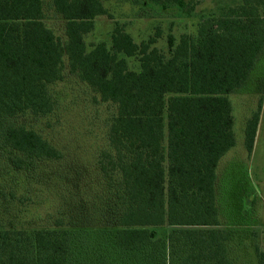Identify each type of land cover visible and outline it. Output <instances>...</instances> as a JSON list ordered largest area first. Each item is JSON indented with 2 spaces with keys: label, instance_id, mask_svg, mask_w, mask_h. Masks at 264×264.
Here are the masks:
<instances>
[{
  "label": "trees",
  "instance_id": "1",
  "mask_svg": "<svg viewBox=\"0 0 264 264\" xmlns=\"http://www.w3.org/2000/svg\"><path fill=\"white\" fill-rule=\"evenodd\" d=\"M150 1L186 14L199 2ZM49 8L62 37L45 24ZM49 8L44 0H0V169L39 184L41 166H60L61 148L20 119L51 115V86L67 75L114 114L95 181L77 189L67 171L48 228L0 227V264H264V251L246 245L255 242L254 220L228 207L222 175L236 145L230 95L258 98L243 130L248 155L254 146L264 0L202 15L195 37L175 43L169 34L167 58L153 46L159 31L136 44L117 23L109 45L88 48L95 19L111 18L102 0H50ZM136 55L139 71H131L125 58ZM162 227L171 229L156 237Z\"/></svg>",
  "mask_w": 264,
  "mask_h": 264
},
{
  "label": "rangeland",
  "instance_id": "2",
  "mask_svg": "<svg viewBox=\"0 0 264 264\" xmlns=\"http://www.w3.org/2000/svg\"><path fill=\"white\" fill-rule=\"evenodd\" d=\"M239 2L199 0L195 9L186 14L176 7L162 9L150 0H102L111 18L97 17L94 29L85 36V41L88 48L97 42L109 45L115 23L122 26L136 44L146 42L159 31L153 46L167 58L169 34L175 43L182 35L195 37L197 23L202 15L215 14L219 9ZM44 3L49 8L50 0H44ZM45 24L62 37V23L50 8L46 12ZM125 60L131 71H139L138 55L126 57ZM51 91L57 101L51 115L37 119L26 115L20 120L61 148L65 156L59 167L41 166L44 171H41L39 184L30 181L22 171L15 172L6 166L0 169V190L5 192L4 196L0 195V227L48 228L60 207L59 198L64 189L62 185L69 177L66 172L75 173L71 176V184L77 189L83 190L81 187L87 182L92 184L96 179L97 159L107 144V125L114 114L113 105L100 103L97 95L85 84L68 75L63 81L51 86ZM229 99L236 145L222 160L226 166L222 173L225 201L228 207L233 206L234 210L241 208V211H246L247 217L254 220L255 228L252 230L255 242L252 246L251 241L246 242L248 251L252 252L254 244L264 251V95L254 146L249 155L243 147V130L246 119L256 109L258 98L233 94ZM10 193L13 196H9ZM170 229H156V237L165 238ZM249 264H255L254 260Z\"/></svg>",
  "mask_w": 264,
  "mask_h": 264
}]
</instances>
